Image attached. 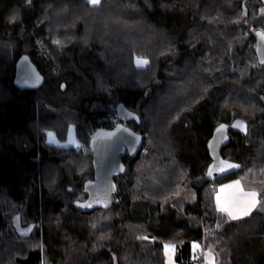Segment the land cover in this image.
<instances>
[{"label":"trees","instance_id":"1","mask_svg":"<svg viewBox=\"0 0 264 264\" xmlns=\"http://www.w3.org/2000/svg\"><path fill=\"white\" fill-rule=\"evenodd\" d=\"M258 30L264 0H0V264H165L169 242L179 264H202L194 242L215 264H264ZM23 54L44 75L37 88L15 84ZM119 103L139 121L119 119ZM236 118L248 132L231 130L222 154L241 168L218 181L248 182L258 203L231 218L207 143ZM119 123L143 145L124 155L110 206L85 212L92 136ZM71 124L86 149L48 141ZM17 214L31 231L16 230Z\"/></svg>","mask_w":264,"mask_h":264},{"label":"water","instance_id":"2","mask_svg":"<svg viewBox=\"0 0 264 264\" xmlns=\"http://www.w3.org/2000/svg\"><path fill=\"white\" fill-rule=\"evenodd\" d=\"M260 62H264V32L258 30L256 45ZM44 80V75L28 54L21 55L16 62L15 84L18 88L26 90L39 87ZM64 87V83H63ZM119 119L129 121L139 115L130 110L124 103H119L117 108ZM249 125L243 118H236L232 123H220L216 126L208 140L212 161L207 168V178L217 180L223 176L237 172L241 164L224 158L222 150L230 143L231 130L248 132ZM144 136L126 124L119 123L114 127H102L92 136L91 148L95 165V177L86 182L89 197L81 204V209L91 212L97 208H106L112 203L115 194L114 174L124 167L123 157L126 153L136 154L142 147Z\"/></svg>","mask_w":264,"mask_h":264},{"label":"rangeland","instance_id":"3","mask_svg":"<svg viewBox=\"0 0 264 264\" xmlns=\"http://www.w3.org/2000/svg\"><path fill=\"white\" fill-rule=\"evenodd\" d=\"M147 63H148V60L146 58H143V57L136 58V64L138 66H145ZM48 141L50 143L56 144L58 146H78V145H80L79 137L76 133L75 127L72 124L69 126V129L67 130V132L64 136H60L55 130H50L48 132ZM84 144L87 145L86 143H84ZM233 179H236V178H233ZM218 180L219 179L215 180L216 181V187L214 189L215 203H216V193H218L220 191L219 186L230 181V179L221 180V181H218ZM248 184H249L248 182H244V185H245V187L243 188L244 190L257 191V188H255L252 185H248ZM230 192H233V191H230ZM240 192L241 191H239V192L235 191L234 193L239 194ZM220 193H222V192H220ZM185 194H186V198L188 200H192L194 198V191L191 189H189L188 191L186 190ZM229 197H232V193L229 194ZM238 200H239V196H238ZM250 202L251 201L245 202L244 204L240 205V202H238L236 200L232 201V200L228 199L227 204H229L233 208V209H231L232 214L230 215L227 211H225V213L231 218L235 217V215L242 216L240 214V209L247 207L250 204ZM12 222H13V226L16 228V230L21 232V233L31 231L32 225L31 224L30 225H23L21 223V220H20V217L18 214L12 218ZM198 248H199L200 252H202V251L204 252L205 258L209 262V264H215V258H214V255L210 249L207 248V249L203 250L201 245L199 244V242H194L195 254L198 253L196 251V249H198ZM175 250H176V244L174 242L166 243V246H165L166 256H168L170 258L174 254Z\"/></svg>","mask_w":264,"mask_h":264},{"label":"crops","instance_id":"4","mask_svg":"<svg viewBox=\"0 0 264 264\" xmlns=\"http://www.w3.org/2000/svg\"><path fill=\"white\" fill-rule=\"evenodd\" d=\"M244 187H245L244 181L241 180L240 178L230 179V181H228L227 183L220 185L219 186L220 191L218 193H216V203H217L216 205L218 206V208L221 210L223 208H228L229 211L231 212V209H233V208L229 204H227L228 199H230L232 201L236 200V201L240 202V205H242L245 202L252 201L253 197L250 194L255 193L254 199H255L256 203H255V206L251 208V211H252L258 203V190L257 191H247V190L243 189ZM230 191H233V192H230ZM235 191H237V192L241 191V192L239 194H237V193H234ZM220 192H222V193H220ZM230 193H232V197H229ZM238 196H239V200H238ZM229 211H227V212L229 213ZM242 216H245V215H242ZM242 216L235 215V217H237V218L242 217ZM196 251H199V248L196 249ZM200 254H204V253L199 252L195 256H198ZM165 264H179L175 260V252L170 258L168 256H166V263Z\"/></svg>","mask_w":264,"mask_h":264},{"label":"snow or ice","instance_id":"5","mask_svg":"<svg viewBox=\"0 0 264 264\" xmlns=\"http://www.w3.org/2000/svg\"><path fill=\"white\" fill-rule=\"evenodd\" d=\"M91 2L93 4H97V3H99V0H91ZM250 195L253 197V200L250 202V204L247 207L240 209L241 215H248L249 212L251 211V208L255 206V203H256V201L254 199L255 193H251ZM222 210L223 211H229L228 208H223ZM229 214L231 215L232 213L229 211ZM233 218H237V217H233Z\"/></svg>","mask_w":264,"mask_h":264},{"label":"built area","instance_id":"6","mask_svg":"<svg viewBox=\"0 0 264 264\" xmlns=\"http://www.w3.org/2000/svg\"><path fill=\"white\" fill-rule=\"evenodd\" d=\"M79 149H86L85 145H78ZM197 261L202 263V264H209V262L206 260L205 255L204 254H200L196 257Z\"/></svg>","mask_w":264,"mask_h":264}]
</instances>
